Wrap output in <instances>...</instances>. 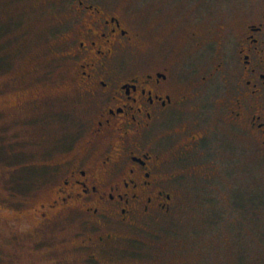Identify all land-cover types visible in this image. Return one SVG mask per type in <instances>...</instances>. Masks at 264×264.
<instances>
[{"label": "flooded vegetation", "instance_id": "obj_1", "mask_svg": "<svg viewBox=\"0 0 264 264\" xmlns=\"http://www.w3.org/2000/svg\"><path fill=\"white\" fill-rule=\"evenodd\" d=\"M68 4L73 79L93 117L79 154L56 164L47 196L25 213L77 220L87 230L77 234L79 247L92 248L118 239L117 226L169 217L177 182L196 176L185 173L191 161L209 163L198 169L200 190L213 197L228 167L217 156L221 138L253 136L264 161V0H150L143 62L127 60L145 49L129 2ZM208 51L218 61L197 74L204 61L196 56Z\"/></svg>", "mask_w": 264, "mask_h": 264}, {"label": "rangeland", "instance_id": "obj_2", "mask_svg": "<svg viewBox=\"0 0 264 264\" xmlns=\"http://www.w3.org/2000/svg\"><path fill=\"white\" fill-rule=\"evenodd\" d=\"M112 2H129L144 30L145 49L127 60H150V0ZM72 18L68 0H0V264H264V161L252 135H218L228 148L219 146L217 156L228 171L220 172L213 197L200 190L198 169L209 163L191 161L185 173L196 176L177 182L178 206L169 217L117 226L116 240L79 247L77 234L87 230L77 220L25 213L47 196L56 164L79 154L93 117L73 79ZM206 55L196 56L204 61L197 74L218 61L215 52Z\"/></svg>", "mask_w": 264, "mask_h": 264}]
</instances>
